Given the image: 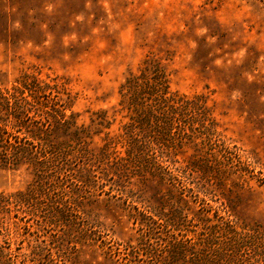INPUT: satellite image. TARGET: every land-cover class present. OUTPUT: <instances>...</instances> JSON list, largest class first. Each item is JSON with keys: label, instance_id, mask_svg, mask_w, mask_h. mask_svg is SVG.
Here are the masks:
<instances>
[{"label": "rangeland", "instance_id": "obj_1", "mask_svg": "<svg viewBox=\"0 0 264 264\" xmlns=\"http://www.w3.org/2000/svg\"><path fill=\"white\" fill-rule=\"evenodd\" d=\"M34 80L0 264H264V0H0Z\"/></svg>", "mask_w": 264, "mask_h": 264}, {"label": "trees", "instance_id": "obj_2", "mask_svg": "<svg viewBox=\"0 0 264 264\" xmlns=\"http://www.w3.org/2000/svg\"><path fill=\"white\" fill-rule=\"evenodd\" d=\"M38 83L39 82L37 80H34L31 83L24 81L22 82L21 86L15 87V92L11 94H5L0 90V116L5 113L6 115H8L9 113H13L15 114V116H19L20 113H22L21 110L22 103L24 102L25 104H31L29 103L27 94H25V92L28 91L29 92L28 95H33L34 91L37 92L38 90L40 91V89L43 88ZM173 101L175 100L173 99ZM30 111H32V109L30 107H27V110H25L24 112H30ZM29 117L30 116L28 115V117L25 118V120L28 119ZM45 122L46 121H43V123ZM9 125H10L9 122L0 118V166L7 164L17 165L21 163V161L23 163L24 160H22L21 154L25 150V144L28 143L27 140L24 141L19 140V138L17 136L12 135V131H10V128L16 131H22L25 128L24 124H17L16 126H9ZM13 138L15 139L14 142H12ZM11 148L17 151H12ZM35 154H37V151H35ZM11 195L12 194L9 195L2 194L0 196V202L2 200H5L7 203H11V202L14 203L12 200L10 201L8 199V197H10ZM15 202L28 203L29 200L22 198L20 201H15ZM254 231L257 238L259 240L264 241V230L254 229Z\"/></svg>", "mask_w": 264, "mask_h": 264}]
</instances>
